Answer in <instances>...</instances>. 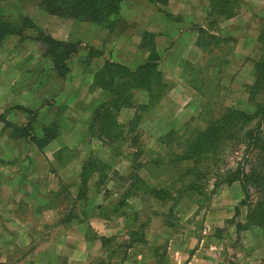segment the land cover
Returning <instances> with one entry per match:
<instances>
[{"label":"rangeland","instance_id":"obj_1","mask_svg":"<svg viewBox=\"0 0 264 264\" xmlns=\"http://www.w3.org/2000/svg\"><path fill=\"white\" fill-rule=\"evenodd\" d=\"M236 4L229 17L211 13L206 0H168L159 5L163 14L146 0L130 1L106 39L45 13L39 0H0V20L29 17L46 34L86 46L69 61L78 71L61 79L36 31L0 44V264L38 250L67 264L81 239L92 254L103 251L91 264H124L128 255L132 264H264V228L248 223L240 183L213 187L211 173L236 168L242 148L230 141L207 162L206 194L176 192L192 179L193 164L169 162L228 109L253 111L249 90L264 0ZM145 30L157 32L166 86L153 102L136 93L117 116L125 139L102 144L87 132L101 96L91 88L94 75L102 60L141 65L147 53L137 42ZM30 123L38 145L19 129ZM89 158L96 171L82 185ZM137 178L170 194H143ZM248 201L255 204L257 195Z\"/></svg>","mask_w":264,"mask_h":264},{"label":"trees","instance_id":"obj_2","mask_svg":"<svg viewBox=\"0 0 264 264\" xmlns=\"http://www.w3.org/2000/svg\"><path fill=\"white\" fill-rule=\"evenodd\" d=\"M130 1L135 0H39V6L51 16L101 25L112 32L121 23V5ZM146 1L157 5L164 4L168 0ZM206 1L209 3L210 12L218 16L225 13L226 16L232 17L237 13L236 3L239 0ZM30 29L38 33L35 40L41 43L42 55L51 61L52 70L59 78L66 79L70 73L68 61L76 53L77 46L72 42L54 39L37 27L31 18L23 17L18 23L0 20V44L10 36H16L21 41L25 40L28 37L25 32ZM139 48L147 53V58L136 69L105 60L94 75L91 88L100 91L101 96L92 106L87 132L102 144L125 139L123 126L118 124L117 116L120 110L131 107L137 91L146 92L150 102H153L159 97L156 92L162 91L166 86L159 69L161 57L156 49L155 34L145 31ZM254 52L257 55L253 58L255 80L249 90L253 111L228 109L220 117L212 119L204 130L187 138L183 149L173 154L169 162L193 164L189 170L192 179L180 188H176V192L206 194V187L201 181H205L204 178L211 173V170L204 171V166L207 162L211 165L215 157L219 158L224 146L234 141L238 144L235 147L239 150L242 148V158L236 168H220L212 172L211 174L215 175L213 187L216 189L223 184L231 185L239 182L245 193V200L241 204L248 209V223L264 228V23ZM19 129L27 136H30V131L32 133L33 130L31 123ZM16 130L18 129L15 128ZM31 141L37 145L39 143L34 135H31ZM215 167L217 168V165ZM94 171H96V162L93 158H89L82 167L80 175L82 185L89 181ZM137 181L143 189V194H151L155 198L168 197L170 194L164 189H150L140 178H137ZM252 194L257 195L255 204L253 201H248ZM239 225L242 227V224ZM137 242L138 239H134L128 247Z\"/></svg>","mask_w":264,"mask_h":264},{"label":"crops","instance_id":"obj_3","mask_svg":"<svg viewBox=\"0 0 264 264\" xmlns=\"http://www.w3.org/2000/svg\"><path fill=\"white\" fill-rule=\"evenodd\" d=\"M127 2H124L122 5H121V17H122V14H123V12H122V9H123V5L124 4H126ZM150 3V2H149ZM151 4V3H150ZM153 6H155L156 8H158V9H160V7L161 6H159L160 4H152ZM160 11V13H162V10L160 9L159 10ZM163 14V13H162ZM171 16L172 14H167L166 16H167V18H169V19H171L169 16ZM173 16V15H172ZM168 20V19H167ZM168 21H170V20H168ZM73 27H75V28H77V27H79V28H83L84 30H87V29H91L92 30V32L95 30V31H97V33L98 32H102V33H105L104 35V37L106 38V39H108V38H110V34L111 33H113L114 31H110L109 29H107V28H105V27H103V26H101V25H97V24H93V23H89V22H84V21H73ZM145 31H147V32H151V33H154L155 34V44H156V49H157V51H158V54L160 55V52H159V50H158V35L156 34L157 32H153V31H151V30H145ZM94 33V32H93ZM115 34V33H114ZM51 36V35H50ZM51 37H53L54 39H57V40H59V41H63V42H70V41H68V40H62V39H58L57 37H55V35H52ZM8 38V37H7ZM6 38V39H7ZM96 42H98V40H95ZM140 42H141V39L137 42L138 44H140ZM76 46H77V51H76V53L73 55V59L78 55V54H81L80 52L84 49V48H82L81 49V47H86L85 46V44H80L79 43V45H77L76 43H74ZM139 50L140 51H142L140 48H139ZM86 51H87V49H86ZM107 60H110V61H112V62H117V61H119V60H113V59H107ZM70 61V60H69ZM69 61H68V65H69ZM161 62V61H160ZM103 63H104V61L102 60V64H101V66L103 65ZM117 63H121V64H124V65H126L125 63H123V62H117ZM101 66H99V68L101 67ZM126 66H128V65H126ZM140 66V65H139ZM69 67H70V73L67 75V77L68 76H70L71 74H72V71H73V73H75V72H77L78 71V69H77V66L74 68L73 67V70H72V66L71 65H69ZM129 67V66H128ZM159 67H160V63H159ZM129 68H131V67H129ZM136 69V68H135ZM80 72H81V70H80ZM142 92H144V91H137L136 93H142ZM136 93H135V96H136ZM144 93H146V92H144ZM78 242L76 243H74L73 242V258L70 256V258H69V262H67V264H91L96 258H98L99 259V257H102V256H99L100 254H102L103 253V251H101V252H97V254H92L91 253V251L89 250V243L87 242V240L86 239H81V240H77ZM81 246H85V247H87V248H85V250L84 251H81V252H79V250H78V248L80 249L81 248ZM102 247V246H101ZM41 252V253H40ZM38 254H29V255H25L20 261H18V262H16V263H11V262H7V264H64L63 262H61V261H59L58 260V257H57V260H56V257L55 256H52V257H49L48 256V254L46 255V253L44 252H42V250H38V252H37ZM1 261H5L3 258H1L0 259ZM124 264H132V262H130V256L128 255V258H127V260L124 262Z\"/></svg>","mask_w":264,"mask_h":264}]
</instances>
